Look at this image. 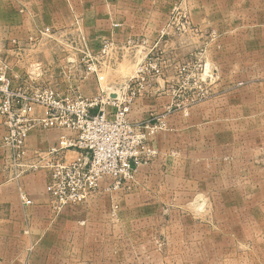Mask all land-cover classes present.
Masks as SVG:
<instances>
[{
	"label": "rangeland",
	"instance_id": "1",
	"mask_svg": "<svg viewBox=\"0 0 264 264\" xmlns=\"http://www.w3.org/2000/svg\"><path fill=\"white\" fill-rule=\"evenodd\" d=\"M133 17L159 23L116 42ZM157 43L164 74L150 79L151 97L170 96L168 113L188 119L177 144L193 146L194 169L163 191L162 213H130L127 247L115 240L98 254L129 264H264V0H0V67L20 78L16 86L33 75L66 93L56 83L70 85L74 68L78 92L97 80L102 96L120 94Z\"/></svg>",
	"mask_w": 264,
	"mask_h": 264
},
{
	"label": "built area",
	"instance_id": "2",
	"mask_svg": "<svg viewBox=\"0 0 264 264\" xmlns=\"http://www.w3.org/2000/svg\"><path fill=\"white\" fill-rule=\"evenodd\" d=\"M164 36L162 33L160 40ZM158 46L149 51L137 77L114 97H84L77 91L74 68L68 77L75 86L63 93L53 84L35 83L33 75L25 80L26 85L16 86L15 78L19 77L10 76L7 67H0V125L4 129V168L10 181L48 172L46 194L54 213L85 205L101 192L130 190L138 169L158 156L153 139L168 130L158 116L144 123H132L129 118L137 99L154 94L150 79L163 77L160 58L155 59ZM110 51L113 44L108 43L103 54ZM49 129L69 131L70 135L61 136L55 147L32 150L28 146L30 134ZM69 152L79 157L70 160ZM20 195L25 205L32 204L26 193L21 191Z\"/></svg>",
	"mask_w": 264,
	"mask_h": 264
},
{
	"label": "crops",
	"instance_id": "3",
	"mask_svg": "<svg viewBox=\"0 0 264 264\" xmlns=\"http://www.w3.org/2000/svg\"><path fill=\"white\" fill-rule=\"evenodd\" d=\"M158 23L145 17L129 18L116 30L113 38L124 43L130 33L147 35L148 28L158 26ZM30 54L36 55V52L31 50ZM62 82L64 80L56 83L62 84L59 85L62 89L75 86L74 81L67 87ZM95 84H98L97 80L85 81L80 87L84 93L81 94L90 99L102 96L104 89ZM116 89L107 94L116 96ZM171 102V97L163 94L140 98L133 104L129 116L132 123H144L158 116L168 130L158 133L153 139L158 156L138 169L129 193L126 190L101 192L83 207H71L56 218L52 216L54 212L46 194L48 172L39 171L19 181H10L4 168V129L0 125V218L5 227L0 228V264H129L128 260L116 263L112 257L102 259L98 250L112 251L115 240L122 243V247H127L130 213L160 212L162 203L169 198V195L164 198L163 191L170 193L169 186L184 185L188 171L194 169L193 146L188 149V145L177 144L179 135L189 130L188 119L184 121L180 114L168 113ZM106 110L111 108L106 107ZM185 117L188 118L187 115ZM63 135H70V132L36 130L30 134L28 146L32 150L55 147ZM68 157L74 160L79 154L69 152ZM192 176L194 178V173ZM21 191L32 201L31 205L24 204ZM115 206L117 210H114ZM111 213H116V217L113 218ZM24 251L25 255L22 254Z\"/></svg>",
	"mask_w": 264,
	"mask_h": 264
}]
</instances>
